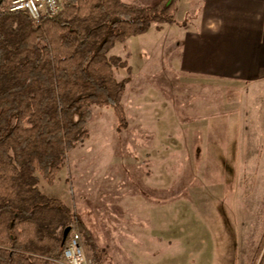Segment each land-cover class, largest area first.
<instances>
[{
  "label": "rangeland",
  "instance_id": "374dc122",
  "mask_svg": "<svg viewBox=\"0 0 264 264\" xmlns=\"http://www.w3.org/2000/svg\"><path fill=\"white\" fill-rule=\"evenodd\" d=\"M181 53L167 23L117 42L109 55L128 64L115 69L129 80L127 127L93 105L89 138L53 184H38L85 224L101 264H252L264 237V119L250 112L262 98L245 82L184 72Z\"/></svg>",
  "mask_w": 264,
  "mask_h": 264
},
{
  "label": "trees",
  "instance_id": "16d2710c",
  "mask_svg": "<svg viewBox=\"0 0 264 264\" xmlns=\"http://www.w3.org/2000/svg\"><path fill=\"white\" fill-rule=\"evenodd\" d=\"M10 1L0 6V264H57L75 230L101 264L105 251L85 224L38 184H53L89 138L93 105L111 106L119 129L127 127L129 80H117L115 69L128 64L109 51L154 23L176 22L179 0H64L56 16L39 22L10 12ZM252 264H264V237Z\"/></svg>",
  "mask_w": 264,
  "mask_h": 264
},
{
  "label": "crops",
  "instance_id": "0c3cea01",
  "mask_svg": "<svg viewBox=\"0 0 264 264\" xmlns=\"http://www.w3.org/2000/svg\"><path fill=\"white\" fill-rule=\"evenodd\" d=\"M158 1L141 4L153 6ZM177 7L176 22L170 23V42L182 50L180 68L205 78L245 82L262 98L254 102L260 109L250 112L263 114V120L264 0H179ZM143 230L136 226L135 236H148ZM254 254L251 250L249 256Z\"/></svg>",
  "mask_w": 264,
  "mask_h": 264
},
{
  "label": "built area",
  "instance_id": "2783aa9c",
  "mask_svg": "<svg viewBox=\"0 0 264 264\" xmlns=\"http://www.w3.org/2000/svg\"><path fill=\"white\" fill-rule=\"evenodd\" d=\"M63 6L64 0H11L8 9L10 12L27 13L33 21L39 22L44 17L56 16ZM64 257L69 264H93L85 254L78 233H72L67 240Z\"/></svg>",
  "mask_w": 264,
  "mask_h": 264
},
{
  "label": "water",
  "instance_id": "95a60500",
  "mask_svg": "<svg viewBox=\"0 0 264 264\" xmlns=\"http://www.w3.org/2000/svg\"><path fill=\"white\" fill-rule=\"evenodd\" d=\"M5 0H0V6L2 5V3L4 2ZM71 232V228L69 227V228H67L66 230H65V233H64V241H66L67 240V236H68V234Z\"/></svg>",
  "mask_w": 264,
  "mask_h": 264
}]
</instances>
